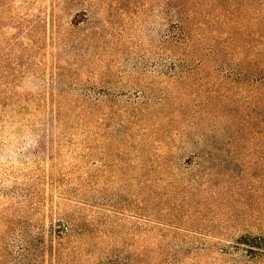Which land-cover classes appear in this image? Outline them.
<instances>
[{
  "label": "trees",
  "instance_id": "1",
  "mask_svg": "<svg viewBox=\"0 0 264 264\" xmlns=\"http://www.w3.org/2000/svg\"><path fill=\"white\" fill-rule=\"evenodd\" d=\"M75 5L82 7L76 17L81 15L83 19L70 21L67 31L70 35L81 23L91 22L96 9L91 1L66 2L68 8ZM166 14L170 15L166 26L174 24L176 32L169 35L168 29L163 38L168 65L160 77L166 91L157 96L141 95L140 89V95L126 99H122L123 94L65 96L60 92L46 97L28 93L37 84L27 79V74L37 72L39 67H32L29 59L24 61V54H7L6 65L0 72V158L10 163L14 154L26 170L23 176L28 188L22 189L19 197L37 216L45 210L52 264H188L185 262L189 256L199 260L215 249L219 255L212 264H221L219 261L264 264V236L261 235L245 234L232 243L219 245L192 240L183 241L185 244L174 241L164 244L158 240L187 228L175 223L176 213L192 217L208 208L215 213L213 206L224 203V186L212 183V178L221 174L215 168L216 162L221 164V155L208 145V136L200 135L195 129V121L206 118L204 106L191 98L186 102L194 103L196 108H190L186 102L172 99L167 90L168 86H189L192 90L189 83L199 82L205 69L201 62L177 56L176 49L188 41V19L172 21L173 13ZM73 54L80 56L76 48ZM247 72L228 66L219 76L224 81L247 83L264 90V72L259 70L252 79ZM60 74L55 73L51 88L62 90ZM206 92L204 104L218 97L217 91ZM173 105L177 110L167 111ZM196 109L199 110L196 112ZM110 145L115 146L114 152L99 149ZM19 146L29 147L25 152L13 151ZM65 146L75 147L78 150L75 158L83 164L70 167L83 171L73 178L61 173L49 174L48 167L46 171L42 169ZM97 161L106 169L105 174H100ZM111 167L114 175L110 176L107 170ZM2 173L10 177L14 169L8 166ZM164 181L169 188L166 202L172 204L167 208L175 213L172 217L160 213ZM72 184L77 188L67 187ZM110 187L115 190L110 191ZM50 189L52 194L48 192ZM0 192L7 194L4 190ZM38 218L36 236L42 239ZM193 229L196 234L203 232L200 225ZM149 234L153 237H146ZM147 239L151 241L145 242Z\"/></svg>",
  "mask_w": 264,
  "mask_h": 264
},
{
  "label": "rangeland",
  "instance_id": "2",
  "mask_svg": "<svg viewBox=\"0 0 264 264\" xmlns=\"http://www.w3.org/2000/svg\"><path fill=\"white\" fill-rule=\"evenodd\" d=\"M67 1L0 0V72L6 65L7 54L15 52L24 54V61L29 59L32 67H39L37 72L27 74V79L37 84L28 93L46 97L60 92L65 96L123 94L122 99H126L140 95V89L141 95L157 96L166 91L160 77L168 65L163 38L168 29L169 35L176 32L174 24L166 26L170 17L166 12L173 13L172 21L187 18L188 41L176 49L177 56L203 63L205 72L199 82L189 83L192 90L189 86H168L167 90L172 99L186 102L192 98L204 106L206 118L195 121V129L200 135H207L208 145L221 155V164L215 165L221 174L215 175L212 183L224 186V203L213 206L215 213L209 211L212 208L192 217L176 213L175 223L187 228L158 240L164 244L192 240L219 245L232 243L245 234L264 236V90L247 83L224 81L219 76L228 66L248 71L251 79L259 70L264 72V0H81L95 4L94 17L89 23H81L72 35L67 32L70 21L83 19L81 15L76 17L82 7L68 8ZM74 48L80 56L74 57ZM55 73H61L62 90L51 88ZM206 91H217L218 97L204 104ZM186 103L196 108L194 103ZM176 110L173 105L167 111ZM28 147L19 146L13 151L25 152ZM99 149L114 152L115 146ZM77 152L75 147L60 148L59 156L50 159L42 169L46 171L48 167L49 174L78 176L83 171L70 169L83 166L75 158ZM12 157L10 163L0 158V172L8 166L14 169L10 177L0 174V191L7 193L0 192V264H52L49 220L45 210L37 216L30 205L21 201L19 194L28 188L23 176L26 170L14 154ZM96 165L100 174H105L101 162ZM107 171V175H114L112 167ZM167 181L161 183L163 210L159 211L172 217L175 213L167 208L172 204L166 202ZM67 187L77 188L73 184ZM115 187L109 190L114 191ZM48 192L52 194L51 189ZM37 218L42 239L36 236ZM188 219L191 223L186 224ZM198 225L202 234L194 233L193 228ZM203 255L199 260L189 256L185 263L212 264L219 254L215 249Z\"/></svg>",
  "mask_w": 264,
  "mask_h": 264
}]
</instances>
